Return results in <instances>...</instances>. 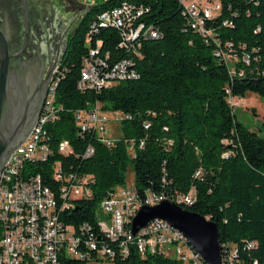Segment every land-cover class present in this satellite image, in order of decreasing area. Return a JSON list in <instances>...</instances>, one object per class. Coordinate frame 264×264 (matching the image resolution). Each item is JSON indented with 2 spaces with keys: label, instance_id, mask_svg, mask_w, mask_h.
Returning a JSON list of instances; mask_svg holds the SVG:
<instances>
[{
  "label": "trees",
  "instance_id": "trees-1",
  "mask_svg": "<svg viewBox=\"0 0 264 264\" xmlns=\"http://www.w3.org/2000/svg\"><path fill=\"white\" fill-rule=\"evenodd\" d=\"M122 2L144 10L138 22L160 33L157 40L143 41L136 53L120 47L121 35L114 28H99L87 40L96 17ZM219 2V12L207 24L219 45L188 29L177 0H105L79 19L59 64L54 94L58 118L46 128L54 152L41 166L45 173L39 170L56 197L60 184L53 179L54 163L89 180L91 197L75 200L59 217L78 236L87 224L105 240L98 203L127 184L131 167L142 199L153 193L170 200L194 188V203L177 206L216 225L222 249L235 253L232 264H264V138L238 122L229 106L231 98L242 100L247 94L264 100V0ZM96 43L98 57H107L110 67L131 59L138 78L99 91L78 90L83 59ZM218 50L230 61L218 57ZM94 104L120 115V138L109 147L75 121L77 111ZM62 141L71 147L68 157L58 152ZM88 146L94 154L84 158ZM111 264L169 262L142 258L129 246Z\"/></svg>",
  "mask_w": 264,
  "mask_h": 264
},
{
  "label": "built area",
  "instance_id": "built-area-1",
  "mask_svg": "<svg viewBox=\"0 0 264 264\" xmlns=\"http://www.w3.org/2000/svg\"><path fill=\"white\" fill-rule=\"evenodd\" d=\"M219 1L177 0L188 29L205 38L206 43L208 39H213L216 45L220 42L213 38V30L207 24L219 12ZM143 12L128 2H122L96 17L87 40L99 28H114L121 35L120 47L136 53V48L143 41L160 38L155 28L138 22ZM216 54L224 61H230L226 53L218 50ZM98 55L99 43H96V48L83 59L78 90L99 91L115 82L138 78L131 59H124L110 67L107 57L101 59ZM243 62L248 64V58L244 57ZM58 70L59 66L54 71L45 103L32 131L24 143L10 154L0 171V264H61L64 258L87 261V264H111L119 254L126 255L129 246L142 258L161 257L169 264H205L188 245L186 238L162 220L152 221L136 237L131 236V223L139 209L169 200L164 195L147 193L142 199L134 186L126 184L115 188L97 206L99 213L106 215V222L99 220L98 224L105 240L101 235L92 233L87 224L79 228L78 236L71 226L60 220L61 213L69 210L75 200L89 199L91 193L86 177L65 173L56 162L52 165L53 179L60 184L56 197L43 184L45 179L39 172L45 173L41 166L54 152L46 136V128L55 123L60 110L54 104ZM238 100L231 98L229 106L234 109ZM113 114L119 121L120 115ZM74 118L83 132H92L106 146L115 141L107 136L110 119L100 104L77 111ZM58 152L63 157L72 154L70 145L65 141L59 144ZM93 154V148L88 146L84 158ZM199 175L196 172L195 176ZM169 201L183 207L191 206L195 201V189L192 188L187 195H176ZM234 258V252L228 254L222 249L221 264H232Z\"/></svg>",
  "mask_w": 264,
  "mask_h": 264
},
{
  "label": "water",
  "instance_id": "water-1",
  "mask_svg": "<svg viewBox=\"0 0 264 264\" xmlns=\"http://www.w3.org/2000/svg\"><path fill=\"white\" fill-rule=\"evenodd\" d=\"M20 2L25 35L23 45L12 61L6 35L0 29V171L10 154L32 131L42 110L39 111L47 85V76L38 74L35 58L24 51L29 41L30 18L28 1ZM154 220H162L181 233L205 264L222 263L217 227L211 221L163 200L157 205L139 209L131 223V236L136 237Z\"/></svg>",
  "mask_w": 264,
  "mask_h": 264
},
{
  "label": "flooded vegetation",
  "instance_id": "flooded-vegetation-1",
  "mask_svg": "<svg viewBox=\"0 0 264 264\" xmlns=\"http://www.w3.org/2000/svg\"><path fill=\"white\" fill-rule=\"evenodd\" d=\"M27 1L30 35L24 51L35 58L38 74L47 76L40 111L45 103L54 70L62 60L70 35L67 33L68 25L57 17L59 14L53 7L42 9L34 0ZM0 29L6 35L8 54L12 61L22 47L25 35L20 0H0Z\"/></svg>",
  "mask_w": 264,
  "mask_h": 264
},
{
  "label": "rangeland",
  "instance_id": "rangeland-1",
  "mask_svg": "<svg viewBox=\"0 0 264 264\" xmlns=\"http://www.w3.org/2000/svg\"><path fill=\"white\" fill-rule=\"evenodd\" d=\"M42 9L54 8L67 27V33L71 35L81 18L90 7L100 4L105 0H34ZM82 5L84 8L77 6ZM55 14V13H54ZM236 120L243 124L249 131L255 132L264 138V100L255 94H247L242 100H238V105L233 109ZM110 123L108 125L107 136L112 140L120 138V127L117 117L113 113H108ZM134 174L129 167L127 173V185L133 186ZM100 221L106 222V215L101 212ZM105 264V263H102Z\"/></svg>",
  "mask_w": 264,
  "mask_h": 264
},
{
  "label": "crops",
  "instance_id": "crops-1",
  "mask_svg": "<svg viewBox=\"0 0 264 264\" xmlns=\"http://www.w3.org/2000/svg\"><path fill=\"white\" fill-rule=\"evenodd\" d=\"M76 5L79 6V7H81V8H82V7L84 8V6H82V5H78V4H76ZM89 7H91V6H89Z\"/></svg>",
  "mask_w": 264,
  "mask_h": 264
}]
</instances>
